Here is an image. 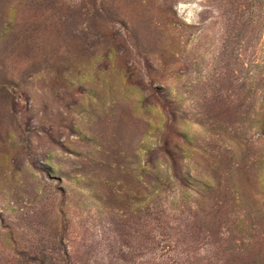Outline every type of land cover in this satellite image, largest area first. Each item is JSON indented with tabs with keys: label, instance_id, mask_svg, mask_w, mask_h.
<instances>
[{
	"label": "rangeland",
	"instance_id": "obj_1",
	"mask_svg": "<svg viewBox=\"0 0 264 264\" xmlns=\"http://www.w3.org/2000/svg\"><path fill=\"white\" fill-rule=\"evenodd\" d=\"M0 264H264V0H0Z\"/></svg>",
	"mask_w": 264,
	"mask_h": 264
}]
</instances>
